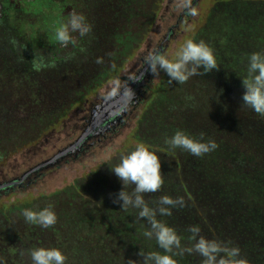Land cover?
Returning a JSON list of instances; mask_svg holds the SVG:
<instances>
[{"label": "trees", "instance_id": "obj_1", "mask_svg": "<svg viewBox=\"0 0 264 264\" xmlns=\"http://www.w3.org/2000/svg\"><path fill=\"white\" fill-rule=\"evenodd\" d=\"M217 1L207 27L202 30L204 43L212 49L217 65L216 69L208 71L207 79L211 83L218 81L221 87L229 89L230 108L224 109L225 114L227 117L240 114L241 118L233 123L210 117L202 120L204 123H198L195 117L199 113L195 109L190 116L175 101L157 109L162 124L163 117L173 120L176 113L183 112L182 116L188 114L195 122H180L179 126L172 122L171 136L182 130L194 139L199 140L202 136L204 142H215L217 148L196 157L181 148L167 151L166 139L151 140L141 132H132L129 135L133 138L132 145L123 143L121 148H106L110 152L105 158L98 159L91 153L93 144L84 147L88 140L73 146L88 125L90 109L82 118L81 125L75 128L79 137L73 143L65 144L67 146L51 159L23 161L16 169L21 174L19 177H11L12 171L5 167L0 157L2 264H32L29 251L36 247L58 248L67 257L66 264H133V261L142 264L139 252L163 254L154 238L148 239L143 235L149 228L148 222L138 218L136 210L125 212L120 210L119 204L112 203L122 185L110 168L119 163L122 155L134 150L138 143H143L158 155L164 181L157 192L143 194L145 201L153 208L159 207V198L164 195L184 201L182 207L171 208V215L158 214L156 217L181 237V248L173 249L177 264H202L198 253L186 251L194 243L192 233L188 231L193 225L200 228L199 236L239 247L241 257L248 264H264V252L258 247H264L263 237H260L264 208L257 209L259 215H256L260 219L254 223L255 211L245 207L243 200L238 201L232 196L237 191L236 185L230 183L239 181L246 189L250 187L249 181L254 184L259 177L261 185H264V116L256 114L241 101L244 92L241 79L246 75L248 57L254 52H264V0ZM220 2L223 4L219 5ZM135 14L138 15V11ZM128 35L131 36V32ZM129 41L134 42L132 36ZM232 73L237 74L234 80ZM103 75L106 76V72ZM65 111L55 117H45L46 132L56 131L55 120L63 118ZM63 128L57 132H63ZM72 146L69 152L59 155ZM48 161L50 164L29 174L30 170ZM173 162L177 168L186 171V178L175 180L174 169L169 165ZM56 179L60 182L54 184ZM256 183L257 188L264 191L258 180ZM126 190L131 191L132 186ZM222 205L238 212L235 215L242 224L228 223L229 213L218 207ZM48 207L57 217L56 224L48 228L28 223L22 215L24 209L40 211Z\"/></svg>", "mask_w": 264, "mask_h": 264}, {"label": "rangeland", "instance_id": "obj_2", "mask_svg": "<svg viewBox=\"0 0 264 264\" xmlns=\"http://www.w3.org/2000/svg\"><path fill=\"white\" fill-rule=\"evenodd\" d=\"M63 3L74 4L78 11L86 12L90 18L94 16L97 24H101L97 40L87 57L80 55L71 63L57 65L36 74L31 63L33 47L30 48L23 37L27 31L20 30L15 36H11L13 40L21 41L16 43L17 47H27L26 50H21L23 56L17 57L14 47L11 46L10 49L9 44L7 47L5 39L8 42L9 39L4 30H0V157L3 158L5 167L12 171L11 177L21 175L16 169L23 161L37 158L42 162L51 159L61 148L67 146L65 144L73 143L79 137L75 134V128L81 125L82 118L103 99L110 97L112 91L118 89L123 79L129 76L138 54L145 51L146 43L151 49L161 43L160 54L174 62L177 52L186 41L191 39L197 43L204 42V28L207 27L211 12L218 1L64 0ZM220 3L219 5L223 4ZM184 9V18L180 23H176V18ZM135 11H138V15ZM172 13L175 15L173 19L170 18ZM174 25L176 28H172ZM169 29L172 30L167 36ZM49 30L46 21L34 29L45 35H50ZM128 32H131L134 42L129 41L131 36ZM46 62L48 63L47 59ZM105 72L106 76L103 75ZM220 74L222 75L221 72ZM207 75L208 72L199 68L197 74L179 84L170 81L162 70L158 75L150 72L140 88L141 93L136 105L124 110L119 123L110 126L102 135L88 140L84 147L93 144L92 155L103 159L107 152H110L106 151V148H121L123 143L132 145L133 138L129 136L132 132H141L151 140H165L172 134L171 125L194 122L190 117L194 109L201 116L195 117L198 123L210 117L235 123L241 118L240 114L233 117H227L225 114V110L230 108L227 97L229 89L223 85L221 87L218 81L209 82ZM236 75L232 73L231 78L234 80ZM225 80L224 77L222 82ZM98 100H101L99 104ZM172 101L178 102V107L186 109L190 116H182L184 112L176 113V120L163 117L162 124L157 109ZM63 110H66L63 118L55 120L56 131L46 132L48 128L47 124L44 125L45 117H55ZM60 127L65 130L59 133L57 131ZM165 149L172 150L168 145ZM169 165L174 169L175 180L187 177L186 171L177 168L175 162ZM257 180L258 185L263 188L259 177L254 181L255 185L249 181L250 187L246 189L239 181L230 182L236 185L237 191L232 196L238 201L243 200L245 207L255 211L254 223L260 219L256 215L259 212L257 209L264 208V191L257 188ZM57 182L60 180L56 179L54 184ZM226 206H218L225 208L229 213L226 221L242 224L235 215L238 212ZM260 237H263L264 246V226L261 227ZM258 247L264 252V247Z\"/></svg>", "mask_w": 264, "mask_h": 264}, {"label": "clouds", "instance_id": "obj_3", "mask_svg": "<svg viewBox=\"0 0 264 264\" xmlns=\"http://www.w3.org/2000/svg\"><path fill=\"white\" fill-rule=\"evenodd\" d=\"M91 31V25L86 18L76 12H70L66 22H61L56 31V40L63 46L72 41V34L87 36ZM176 60L170 61L160 53L149 55L147 60L148 70L153 75L163 71L170 81L183 84L192 75L197 74V69L203 68L205 72L216 69V61L213 51L203 41L199 43L189 39L177 52ZM54 67L47 63L41 54L32 59V68L40 72L46 68ZM244 89L241 97L242 103L258 115L264 116V52H254L249 55L246 75L241 79ZM127 95L130 98L134 92L128 88ZM165 143L171 148H181L190 154L201 157L206 153L214 151L217 144L213 141H203V137L197 140L187 135L182 130L166 138ZM161 162L157 154L149 150L143 143H138L134 150H131L120 157L118 164L110 168V171L121 182V190L112 200L113 204H119L120 210L125 212L136 210L138 218L148 222L149 228L143 232L148 239H155L158 247L163 249L160 252H148L139 255L143 258L142 264H177L173 258V249L181 248V237L175 229L166 223L158 220L157 215H171V208L184 204L182 198L173 199L167 195L161 196L158 201L159 207L153 208L144 199V193L157 192L164 181L161 173ZM132 186V190H126ZM22 215L26 222L38 224L43 228L53 226L57 222L55 212L50 208L40 211L24 209ZM188 231L192 233L194 241L188 252H196L202 258V264H248V261L241 257L240 249L230 246L226 242L209 240L199 236L200 228L191 226ZM32 264H66L67 257L58 248L36 247L29 251ZM2 264V262H0ZM133 264L135 262L133 261Z\"/></svg>", "mask_w": 264, "mask_h": 264}, {"label": "flooded vegetation", "instance_id": "obj_4", "mask_svg": "<svg viewBox=\"0 0 264 264\" xmlns=\"http://www.w3.org/2000/svg\"><path fill=\"white\" fill-rule=\"evenodd\" d=\"M63 1L64 0H0V30H4L3 32L9 39V42L5 39L7 47H9L8 44L10 45V49H12L11 46L14 47L17 57L23 56L21 50H26L27 47H17L16 43H20L21 41H15L11 38V36L16 35V32L22 30L27 31L23 37L25 41L29 43L28 46H30V48L33 47L31 50L33 52L32 59L34 56L38 57L42 54L48 60V63L55 67L57 65L71 63L80 55L87 57L89 50L91 51L96 42L95 40H97L101 24H97L94 16L90 18L86 12L78 11L74 4L66 5ZM70 12L82 14L91 25V31L87 36H80L77 33H73L72 41L65 47L56 40L55 36L60 23L66 22ZM185 14L186 9L179 13L176 18V23H180ZM174 17L175 15L172 13L170 18L173 19ZM44 21L49 24L50 30L48 32H50V35L34 31V29ZM172 28H176V26L174 25ZM171 30L172 29H169L167 36ZM166 40L167 38H165L164 42H166ZM160 46L161 43H159L158 47L151 49L149 44L146 43L145 51L138 54L135 63L132 65L129 76L125 77L118 89L112 91L109 96L117 94L121 90L129 87L134 92V96L130 99L127 108L134 107L137 103L136 101L139 99L141 93L140 88L143 86L144 79L150 73L146 58L151 54L160 53ZM49 59L51 61H49ZM54 67L46 68L42 71ZM34 72L36 74L40 73ZM100 102L101 100H98L97 104Z\"/></svg>", "mask_w": 264, "mask_h": 264}, {"label": "water", "instance_id": "obj_5", "mask_svg": "<svg viewBox=\"0 0 264 264\" xmlns=\"http://www.w3.org/2000/svg\"><path fill=\"white\" fill-rule=\"evenodd\" d=\"M128 88H125L117 94L103 99L99 105L93 108V110L91 111V117L88 121V125L85 127V130L83 131L79 139L73 145L74 147L81 142L84 143V141L86 140L102 135L104 132L108 131L110 126H113L122 118L124 110L128 109L127 107L131 99L129 95L126 94ZM73 146L65 149L59 155L69 152L73 148ZM48 164H50V161L38 165L37 167L33 168V170H30L29 174Z\"/></svg>", "mask_w": 264, "mask_h": 264}]
</instances>
